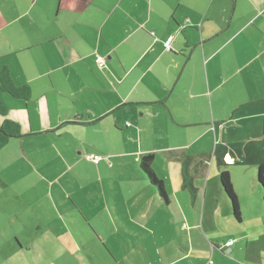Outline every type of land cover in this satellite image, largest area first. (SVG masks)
I'll use <instances>...</instances> for the list:
<instances>
[{
    "label": "crops",
    "instance_id": "crops-1",
    "mask_svg": "<svg viewBox=\"0 0 264 264\" xmlns=\"http://www.w3.org/2000/svg\"><path fill=\"white\" fill-rule=\"evenodd\" d=\"M2 67L30 96L2 95L21 136L0 153L35 161L49 205L44 241L1 225L0 264H264L242 227L264 191V0H0Z\"/></svg>",
    "mask_w": 264,
    "mask_h": 264
},
{
    "label": "rangeland",
    "instance_id": "rangeland-1",
    "mask_svg": "<svg viewBox=\"0 0 264 264\" xmlns=\"http://www.w3.org/2000/svg\"><path fill=\"white\" fill-rule=\"evenodd\" d=\"M26 154L35 153L34 147H25ZM49 154V151H43ZM17 152V151H15ZM10 151L0 153V228L1 225L6 227L7 233L10 235L14 233V228L10 225L12 222H22L27 225L24 230L23 237L25 240H29L32 234L44 241L45 235L38 227L39 213L43 208L49 205L46 192L48 188V182L42 181L40 174L33 168L38 169L33 159L29 158L28 162H24L20 159L9 160ZM36 158V157H35ZM39 162V157L36 159ZM256 171L258 168L256 167ZM40 172V171H39ZM68 185L61 183V185ZM251 199L254 200V204L250 207V213H243L242 227L245 231L248 230L250 225L256 228L257 232L264 233V191L261 192L260 198H246L247 205H251ZM42 209V210H40ZM20 217V220L18 219ZM12 219V220H11ZM11 220V222H10ZM6 231L0 229V233L4 235ZM6 235L8 236V234ZM51 236V234H49ZM26 245V244H25ZM23 261L22 264H24ZM246 263L248 261L246 260ZM27 264H36L35 261H30Z\"/></svg>",
    "mask_w": 264,
    "mask_h": 264
},
{
    "label": "trees",
    "instance_id": "trees-1",
    "mask_svg": "<svg viewBox=\"0 0 264 264\" xmlns=\"http://www.w3.org/2000/svg\"><path fill=\"white\" fill-rule=\"evenodd\" d=\"M165 42H164V47L166 49H169L165 46ZM98 58L99 57H97V59ZM102 64L103 63L99 65H102ZM4 93H7L14 98L24 99V100L28 99L30 96L29 88L27 86L14 85L8 70L5 67H2L0 68V117H4L6 114V107L2 101V95ZM19 136H21V131L19 129V126L15 122L7 120V119H3L2 121H0V149L7 144L10 138L19 137ZM143 167H144L145 173L147 177L149 178L150 182L160 191L161 195H164L162 181H160L159 179L155 177V175L149 169L146 163L144 164ZM257 181L261 185L264 186V172H263L262 164L258 167ZM220 183L223 188V191L225 192L230 202L233 218L237 222L241 221V212H240L239 202H238L236 195L234 194V191L232 190L231 183L229 180V174L227 171L220 172Z\"/></svg>",
    "mask_w": 264,
    "mask_h": 264
},
{
    "label": "built area",
    "instance_id": "built-area-1",
    "mask_svg": "<svg viewBox=\"0 0 264 264\" xmlns=\"http://www.w3.org/2000/svg\"><path fill=\"white\" fill-rule=\"evenodd\" d=\"M171 40H172V37H169V38L167 39V41L165 42V46H166L167 48H168V45H169V43H170ZM97 61H98L99 64L103 63V60H102L101 58H98ZM228 244H231V242H229Z\"/></svg>",
    "mask_w": 264,
    "mask_h": 264
}]
</instances>
